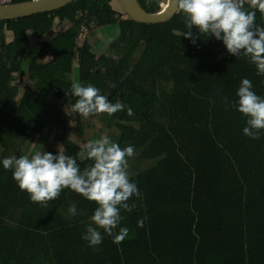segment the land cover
I'll return each mask as SVG.
<instances>
[{
  "label": "trees",
  "instance_id": "trees-1",
  "mask_svg": "<svg viewBox=\"0 0 264 264\" xmlns=\"http://www.w3.org/2000/svg\"><path fill=\"white\" fill-rule=\"evenodd\" d=\"M165 1L137 0L147 12ZM256 24L264 27L259 11ZM108 27L117 30L99 42L101 50L82 37ZM184 30L176 10L165 21L138 22L118 0H71L0 19V161L56 154L57 146L75 156L101 135L93 131L79 143L70 127L82 135L84 126L98 124L121 148L134 146L129 179L142 193L129 200L133 211L121 210L119 227L129 229L128 237L116 245L104 235L90 247L81 236L95 202L66 188L45 209L0 163V264H264V132L244 135L246 118L224 101L237 99L242 78L264 96V75L214 36L192 43L179 36ZM74 81L97 87L125 110L67 114ZM71 203L78 214L69 219Z\"/></svg>",
  "mask_w": 264,
  "mask_h": 264
},
{
  "label": "clouds",
  "instance_id": "clouds-1",
  "mask_svg": "<svg viewBox=\"0 0 264 264\" xmlns=\"http://www.w3.org/2000/svg\"><path fill=\"white\" fill-rule=\"evenodd\" d=\"M175 6L187 29L179 36L192 43L196 36H214L223 42L229 54L237 58L243 55L255 65L258 75H264V27L256 24V12L264 16V0H175ZM193 27L197 29L195 35ZM252 89V82L242 78L235 93L237 99L229 101L224 97V101L246 118L243 134L258 139L264 132V96ZM70 94L76 99L67 114L76 113L84 118L100 113L111 116L126 108L120 102L111 103L91 84L74 81ZM127 111L128 115L133 114L131 109ZM65 151L58 146L56 154L36 151L31 156L11 155L0 163L5 170L12 171L13 180L30 201L45 209L66 188L95 202L97 207L81 238L90 247L100 245L104 235L111 237L114 244H121L129 235L127 227H119L123 219L121 210L133 211L137 205L129 200L142 198L137 184L129 179L128 158L135 154L134 146L121 148L108 135H102L85 142L75 156L66 155ZM84 161L91 164L81 168ZM77 214V205L71 203L67 217ZM137 225L142 227L143 220H138Z\"/></svg>",
  "mask_w": 264,
  "mask_h": 264
},
{
  "label": "water",
  "instance_id": "water-1",
  "mask_svg": "<svg viewBox=\"0 0 264 264\" xmlns=\"http://www.w3.org/2000/svg\"><path fill=\"white\" fill-rule=\"evenodd\" d=\"M71 0H28L25 2L0 5V19L16 18L58 8ZM123 12L138 22H161L175 12V0H166L162 8L155 12L144 10L137 0H118Z\"/></svg>",
  "mask_w": 264,
  "mask_h": 264
},
{
  "label": "rangeland",
  "instance_id": "rangeland-1",
  "mask_svg": "<svg viewBox=\"0 0 264 264\" xmlns=\"http://www.w3.org/2000/svg\"><path fill=\"white\" fill-rule=\"evenodd\" d=\"M116 30L117 29L115 27H108L107 30H99V32L97 31V33H94V32L84 33L82 35V37L83 36L87 37L92 44L94 43L93 45L98 46L99 50H101L103 45L101 46L99 42L101 40H103L104 42L107 41V40H110L113 35L115 36ZM10 38H11L10 33L6 32V39L9 40ZM30 39L33 41V37L32 36H30ZM97 42H98V44H97ZM36 48H37V44L33 45V47H30L28 50H26L23 66L26 65L28 59L33 55V53H34ZM13 78H16V74H13ZM84 127H86V132L82 133V135H79L77 133V129H76L75 126L74 127L71 126L70 130H69L70 136L72 138H74L76 141H78L79 143L83 142L84 140L89 139V136L93 135V131L94 132L98 131L101 136L103 134H105V132L100 131L101 129L99 128L98 124L93 125V126H91V125L84 126ZM110 131H111V133L116 134L115 130L112 129ZM57 148H58V146H57ZM29 151H32L31 147L28 148L27 152H29Z\"/></svg>",
  "mask_w": 264,
  "mask_h": 264
},
{
  "label": "built area",
  "instance_id": "built-area-1",
  "mask_svg": "<svg viewBox=\"0 0 264 264\" xmlns=\"http://www.w3.org/2000/svg\"><path fill=\"white\" fill-rule=\"evenodd\" d=\"M12 0H0V5H5V4H8V3H11Z\"/></svg>",
  "mask_w": 264,
  "mask_h": 264
}]
</instances>
